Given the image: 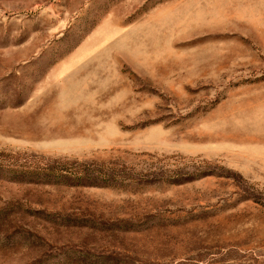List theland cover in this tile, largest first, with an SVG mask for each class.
<instances>
[{
	"label": "rangeland",
	"instance_id": "374dc122",
	"mask_svg": "<svg viewBox=\"0 0 264 264\" xmlns=\"http://www.w3.org/2000/svg\"><path fill=\"white\" fill-rule=\"evenodd\" d=\"M0 264H264V0H0ZM104 168V169H105Z\"/></svg>",
	"mask_w": 264,
	"mask_h": 264
},
{
	"label": "trees",
	"instance_id": "16d2710c",
	"mask_svg": "<svg viewBox=\"0 0 264 264\" xmlns=\"http://www.w3.org/2000/svg\"><path fill=\"white\" fill-rule=\"evenodd\" d=\"M104 168L101 164L76 162L60 164L43 160L41 157L21 160L0 153V172L11 175L13 179L20 176L29 180L53 181L59 175H63L80 185H108L115 182L119 174L114 170Z\"/></svg>",
	"mask_w": 264,
	"mask_h": 264
}]
</instances>
